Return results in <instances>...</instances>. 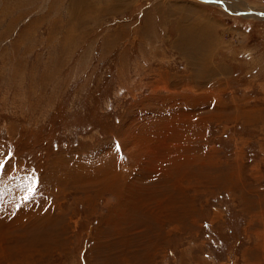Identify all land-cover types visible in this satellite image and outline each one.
Listing matches in <instances>:
<instances>
[{
  "label": "rangeland",
  "instance_id": "obj_1",
  "mask_svg": "<svg viewBox=\"0 0 264 264\" xmlns=\"http://www.w3.org/2000/svg\"><path fill=\"white\" fill-rule=\"evenodd\" d=\"M258 7L0 0V264H264Z\"/></svg>",
  "mask_w": 264,
  "mask_h": 264
},
{
  "label": "bare ground",
  "instance_id": "obj_2",
  "mask_svg": "<svg viewBox=\"0 0 264 264\" xmlns=\"http://www.w3.org/2000/svg\"><path fill=\"white\" fill-rule=\"evenodd\" d=\"M230 1H228V3H229ZM231 3V2H230ZM242 3H231V5L229 6V8H237L236 10L237 11H248V10H246L245 8H244V5L242 4ZM255 11H256V13L257 14H262V13H264V9L263 10H261L259 7L258 8H255ZM245 15H251V16H256V15H253L252 13H247V14H245ZM260 16V15H259ZM258 17V16H257ZM194 42V41H193ZM149 172V171H148Z\"/></svg>",
  "mask_w": 264,
  "mask_h": 264
},
{
  "label": "snow or ice",
  "instance_id": "obj_3",
  "mask_svg": "<svg viewBox=\"0 0 264 264\" xmlns=\"http://www.w3.org/2000/svg\"><path fill=\"white\" fill-rule=\"evenodd\" d=\"M117 147H119V146H117Z\"/></svg>",
  "mask_w": 264,
  "mask_h": 264
}]
</instances>
